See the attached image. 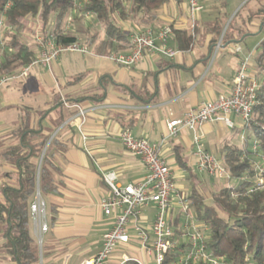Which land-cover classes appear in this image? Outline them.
I'll return each instance as SVG.
<instances>
[{
    "label": "crops",
    "instance_id": "1",
    "mask_svg": "<svg viewBox=\"0 0 264 264\" xmlns=\"http://www.w3.org/2000/svg\"><path fill=\"white\" fill-rule=\"evenodd\" d=\"M201 3L203 9L195 18L185 0H169L154 19L144 13L123 19L117 13L114 21L123 34L116 38L108 35L105 24L95 15L81 18L78 16L82 15L75 12L71 15L75 17L70 26L67 24L69 16L65 18L62 30L69 31L82 42L83 23L88 29L96 26L100 31L93 33L86 42L92 53L78 52L88 64L83 62L78 69L66 73V60L61 55L51 71L38 65L25 81L5 86V98L0 95V138L13 139L12 132L23 108L29 107L46 110L42 125L48 141L41 157L47 145L56 140L51 145V162L57 167L54 174L57 192L44 194L50 230L44 238L42 264H63L66 260L78 264L100 250L103 235L114 226L116 219L115 214L107 215L101 206L102 199L110 195L109 186L103 179L105 172L114 171L122 185L146 176L147 169L141 158L120 141L122 128H130L136 136L160 145L178 189L190 194L195 186L192 182L187 187L179 183L180 179H194L199 183L196 188L202 186L200 178L206 174L201 173L203 176L200 177L195 166L194 133L182 128L176 136H169L166 120L180 118L189 109L228 94L244 55L252 56L249 71L262 83L263 77L258 73L254 56L264 35L254 44L248 40L264 34V0H201ZM231 21L234 26L224 39ZM54 24L53 20L51 27ZM166 24L173 29H185L192 36L190 48L183 50L173 32L171 45L180 49L176 58L148 53L138 64L122 66L107 57L111 51L128 49L132 31L148 27L158 29ZM219 43L221 47L217 48ZM233 43L241 44L242 52L229 51L227 47ZM30 44L36 53L35 42L31 40ZM105 59L112 63L101 64ZM104 75L109 78L102 86ZM100 96H103L101 100L95 99ZM63 98L79 102L87 109L82 131L74 125L75 110L66 107ZM33 117L35 123L40 119L39 115ZM232 118L236 123L232 128L224 122H209L203 127L206 148L212 153L218 150L222 160L229 146L241 147L242 135L252 134L239 116L233 114ZM82 132L87 135L86 142ZM179 154L182 163L178 161ZM1 168L13 170L4 161L0 162ZM0 178L1 182L9 177L0 174ZM156 212L155 204L143 208L139 220L145 228L152 225ZM181 216L175 207L172 223L176 228L181 225ZM132 225L130 241L120 246L107 263L120 264L123 255L127 254L140 258L144 264H154Z\"/></svg>",
    "mask_w": 264,
    "mask_h": 264
},
{
    "label": "built area",
    "instance_id": "2",
    "mask_svg": "<svg viewBox=\"0 0 264 264\" xmlns=\"http://www.w3.org/2000/svg\"><path fill=\"white\" fill-rule=\"evenodd\" d=\"M190 13L195 18L203 9L201 0H185ZM11 5L9 1L6 8ZM79 15L90 16V12L77 10ZM72 22L69 16L68 26ZM6 25L5 18L0 19V42L3 45V36L6 30L11 29ZM173 28L166 24L158 29L152 27L141 31H132L129 35V47L127 50L110 52L107 57L122 66H133L142 61L148 53H158L169 59L176 58L180 49L171 45ZM36 53L30 62L18 69L0 74V93L6 85L17 81H25L31 70L42 65L52 70L53 63L65 52L91 53L90 47L82 41L62 42L57 34L49 29L47 32L39 31L35 37ZM221 47V43L217 48ZM228 50L233 53L242 52L239 43L229 45ZM0 56L2 54L0 53ZM252 56L244 55L239 70L232 79V88L228 94H221L215 99L203 102L197 108L189 109L180 118H168L166 125L169 136H176L182 128L192 130L196 169L203 174L218 180H232L234 177L227 169L224 161L206 148L203 127L209 122H224L229 127L236 125L232 115L240 117L242 123L248 124L253 118L255 106L259 103V88L261 83L249 71ZM63 104L75 110V126L82 131L86 121L87 109L79 102L62 99ZM83 141L87 135L82 132ZM244 134L242 139L244 140ZM119 139L125 148L138 155L143 161L147 174L137 182L120 184L114 171L103 174L104 181L108 184L110 195L103 198L101 206L107 215L115 214L114 226L108 230L102 239L100 250L85 261L78 264H105L116 250L127 244L131 235V223L133 232L140 240L142 247L149 256H152L154 264H165L167 255L178 250L174 264H230L225 256L215 255L208 246L209 226L200 220L193 211L192 200L185 191L176 186L175 175L167 160L162 155L160 145L150 141L146 137H138L130 128H122ZM49 145V144H48ZM47 145V147H48ZM47 149V148H46ZM250 149L254 157L253 173L240 178L250 180L247 192L254 193L264 190V149L259 140L254 138L250 143ZM45 151L43 152L44 155ZM42 155V157H43ZM235 197L236 194L232 193ZM149 204H155L156 217L149 228H145L139 218L143 208ZM175 207L179 209L181 225L176 228L172 223V213ZM32 228L41 251L44 245L45 235L50 230L47 211V202L38 186L35 196L30 203ZM135 261L137 264L144 262L136 257L124 254L120 264L127 261ZM63 264H71L66 260Z\"/></svg>",
    "mask_w": 264,
    "mask_h": 264
},
{
    "label": "trees",
    "instance_id": "3",
    "mask_svg": "<svg viewBox=\"0 0 264 264\" xmlns=\"http://www.w3.org/2000/svg\"><path fill=\"white\" fill-rule=\"evenodd\" d=\"M9 1L11 5L6 8ZM168 1L0 0V19L4 17L6 25L12 27L5 31L3 45L0 42V74L20 68L35 56L31 39L26 40L20 34L30 19L37 17L44 32L49 30L54 20L52 30L58 39L65 43L73 42L77 37L62 30V24L66 17L81 10L95 15L105 24L108 35L116 38L122 36L123 30L114 21L115 14H120L124 19L144 13L149 19H154ZM233 26L231 21L224 39L229 36L228 30ZM173 32L177 35L179 47L189 49L192 44L189 32L185 29H173ZM254 59L263 80L253 118L245 124L252 134L243 146H229L223 159L231 175L238 180L232 186L214 191L210 203L206 202L196 186L189 194L194 214L209 226V249L215 255L225 256L230 264H264V190L248 193L250 180L240 178L253 173L251 140H259L264 149V39ZM108 78V75L101 77L102 86L106 85L104 81ZM32 109L23 108V114L12 132L13 139L0 151L3 161L13 168L2 172L4 177L9 178L0 182V264H40L41 251L32 228L30 203L38 186L43 196L57 192L54 175L57 167L51 162V145L56 140L48 145L39 164L48 141L42 125L46 110ZM33 115L40 117L36 123ZM178 161L182 163L180 154ZM232 193L236 196L233 197ZM178 253V250L170 252L165 264H174ZM124 264L137 263L129 260Z\"/></svg>",
    "mask_w": 264,
    "mask_h": 264
},
{
    "label": "rangeland",
    "instance_id": "4",
    "mask_svg": "<svg viewBox=\"0 0 264 264\" xmlns=\"http://www.w3.org/2000/svg\"><path fill=\"white\" fill-rule=\"evenodd\" d=\"M73 17H75V16H72V21L74 19ZM78 17L87 18L88 16L82 15V16H78ZM63 25L64 24H62V26ZM49 29H52V27H49ZM87 29L88 28H87L86 24L83 23L82 24V30H83L82 38L84 39L83 42H85V43L87 41H89L93 37V33L95 34V33H99L100 32L99 30H97L98 27H96V26H94L91 29H88V30ZM41 30H42V24H41L40 20L36 17L34 19H30L29 23L27 24V26L25 28H23L22 33H20V34L22 35V37L24 39H26V40L31 39V40L34 41L35 35ZM68 33H70V32L68 31ZM263 35L264 34H261V35H258L257 37L249 39L248 43L254 44L257 40H260V38ZM91 53H92V50H91ZM62 57H64V59L66 60L65 63H64V69L66 70V73H67V71H71V70H73L75 68L78 69L83 62H86L85 61L86 60L85 57L83 55H81L80 53H78V52H65V53L62 54ZM100 63L101 64H103V63H110L111 64L112 62L105 59V60L101 61ZM89 67H91L90 69L94 70V66L90 65ZM69 68H70V70H69ZM6 89L7 88L4 86L2 88L1 93H0V95H2L3 98H5V90ZM244 137H245L244 140L242 139V142H243L242 144H244V142H246L247 139H248L247 135H244ZM10 142H11V140L5 141V140L0 138V151H2L8 144H10ZM213 153L215 155H217V156H219V154H220V152L218 150H216V149L214 150ZM250 159L253 162L254 160L255 161L259 160V157H254L253 156ZM2 161H3V159L0 156V162L2 163ZM3 171H4V168H1L0 169V174H3L2 173ZM199 175H200V177L203 176L201 173H199ZM237 180L238 179H236V178H234L232 180H218V179H215V178L210 177L208 175H205V176H203V178H200V184H202V186H200V189L199 188H197V189L201 190L200 192L205 197L206 202L210 203V202H212L211 199H212V195H213L214 191L219 190V189H221V188H223L225 186H232V185H234L237 182ZM178 181H179V183L184 184L187 187H188V185L192 184V182H193V184H195L196 187H197V184H199L198 182H195L194 179L190 180V178H188V181L186 179L185 180L184 179H180ZM45 239H46V235H45ZM118 253L120 254V252H118ZM106 264H113V263H107L106 262ZM115 264H118V262H115Z\"/></svg>",
    "mask_w": 264,
    "mask_h": 264
},
{
    "label": "water",
    "instance_id": "5",
    "mask_svg": "<svg viewBox=\"0 0 264 264\" xmlns=\"http://www.w3.org/2000/svg\"><path fill=\"white\" fill-rule=\"evenodd\" d=\"M41 160H42V157H41Z\"/></svg>",
    "mask_w": 264,
    "mask_h": 264
}]
</instances>
